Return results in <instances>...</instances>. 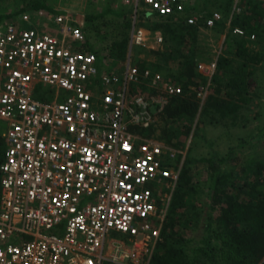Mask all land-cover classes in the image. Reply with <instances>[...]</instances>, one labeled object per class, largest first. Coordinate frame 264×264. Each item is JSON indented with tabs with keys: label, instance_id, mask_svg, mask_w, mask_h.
Here are the masks:
<instances>
[{
	"label": "built area",
	"instance_id": "built-area-1",
	"mask_svg": "<svg viewBox=\"0 0 264 264\" xmlns=\"http://www.w3.org/2000/svg\"><path fill=\"white\" fill-rule=\"evenodd\" d=\"M92 1L128 14L130 53L148 42L142 20H223L219 10L193 9L204 0ZM79 22L39 8L0 23V264H150L161 239L185 154L147 132L185 90L141 71L131 54L113 68L90 50ZM217 69L218 59L198 62L207 83L188 94L203 104Z\"/></svg>",
	"mask_w": 264,
	"mask_h": 264
},
{
	"label": "rangeland",
	"instance_id": "rangeland-1",
	"mask_svg": "<svg viewBox=\"0 0 264 264\" xmlns=\"http://www.w3.org/2000/svg\"><path fill=\"white\" fill-rule=\"evenodd\" d=\"M31 1L0 0V15H15L25 9L26 4ZM46 1L53 7L60 9L61 13L66 12L72 16L74 15V19L78 21H82L86 15H101L100 12L107 6L102 3L92 5L89 0ZM247 1L206 0L201 3L197 7V12L207 17L209 13L220 10L226 19V24L224 26L208 27L203 21L200 27L195 26L196 40L190 49L195 48L196 51L195 70L198 62L206 63L221 57H225L226 61L228 60L234 67L241 68L243 79H245L243 87L248 102L234 116H222L213 110L205 112L203 110L204 103H200L197 99L199 109L192 119L184 124L185 126L181 122L178 123L168 119V113L163 112L158 114L154 129L147 132L152 140L182 151L185 154V161H187L186 159H192L185 164L189 169L188 175L192 178L188 188H186L188 191L186 196L187 208L186 212L184 210L177 215L176 227L185 241V252L188 255L207 253L208 242L212 245L218 242L222 243V238L215 223L217 210L213 211L211 204V189L209 186L212 181L210 179L209 163L202 160V158H214L218 161V159L227 157V155L231 157L239 156L241 161L238 165H230L229 162L221 164V170L229 168L239 172L243 165L246 164L247 166L249 164L250 157L254 161L259 158V155H264V26L262 27L263 37L262 34L260 37L256 34V38L246 43L249 48L248 54L238 56L235 51L231 52L226 45V34L232 20L237 14L247 11ZM188 14L190 13H186V15ZM94 20L91 32H89V39L91 40L89 45H91V48L96 49L113 68L121 69L126 63L128 54H131L134 65L140 68V63L146 62L148 64L147 68L161 73L162 76L172 70L175 72L179 68L178 59L168 61L167 58V54L173 53L174 55L175 50L177 51V45L175 46L176 37L173 33L157 27V25L166 22L178 23L182 21L181 19L153 17L148 21L138 22L137 27L147 30L149 39L145 46L134 45L131 53L128 45L131 40L132 22L129 16L109 14L108 16L94 17ZM156 32L162 34V44H156ZM182 51L188 52L184 47ZM173 76L168 74V77L173 78ZM215 76L219 79L218 82H222L221 92L225 95L228 88L224 85L228 80L225 71L223 69L219 70V65ZM218 82L214 81L212 85L215 87ZM142 86L146 91V85ZM41 90L46 91L48 88L42 86ZM153 95L156 96L155 93ZM5 129L6 124L4 125L0 120V134ZM187 129H190L188 134L185 133ZM169 211L170 208L168 213ZM111 237L115 238L118 235L112 233Z\"/></svg>",
	"mask_w": 264,
	"mask_h": 264
},
{
	"label": "trees",
	"instance_id": "trees-1",
	"mask_svg": "<svg viewBox=\"0 0 264 264\" xmlns=\"http://www.w3.org/2000/svg\"><path fill=\"white\" fill-rule=\"evenodd\" d=\"M92 5L95 4L89 0ZM204 0L201 3H204ZM201 3H196L193 9ZM247 11L237 14L232 20L231 26L226 34V45L231 52H236L238 56H244L249 53L246 46L250 42L252 35L258 34L260 37L262 27L264 26V1L248 0L246 2ZM43 8L51 13H61L60 9L48 4L46 0H32L26 4L25 9ZM220 8V7H219ZM22 9L15 15L21 14ZM220 11V10H219ZM222 12V11H220ZM212 13V12H211ZM209 13V15L211 14ZM99 14L86 15L79 22L84 31L87 43H90L89 32L93 27L94 17L108 16L115 14L118 16L128 17L127 13L121 12L111 5H107ZM12 14H1L0 23L14 17ZM75 18V16L73 15ZM181 22L158 23L157 27L164 28L173 33L176 37L177 51L167 54L168 61L178 59L179 68L177 71L164 73L163 78L166 80L168 74H172L175 83L181 85L185 90L183 96L172 99L166 106L164 113H168V119L181 122H189L199 109V103L195 95H189L190 86L205 85L207 79L195 70L196 51L190 47L196 40L194 25L189 24L186 17H178ZM177 20V19H176ZM174 24H176L174 26ZM226 19L217 22L216 26H224ZM197 27V26H196ZM234 27H240L245 30V36H237L232 33ZM103 32V31H102ZM256 38V37H255ZM185 48L188 52L182 51ZM90 50H96L93 47ZM97 51V50H96ZM195 55V56H194ZM98 57L102 59L101 55ZM183 58V59H182ZM146 62L140 63L141 71L148 66ZM219 70L223 69L228 80L224 85L227 89L226 94H222V82H218L217 76L213 77L209 89V95L204 102L205 112L213 110L222 116H234L239 109L248 102L246 92L243 87L242 69L234 67L232 63L226 61L225 57L218 59ZM218 82L213 86V82ZM214 90V91H213ZM190 129L185 133L188 134ZM5 139L0 134V166L5 155ZM184 162L182 174L174 192L173 202L167 215L166 222L162 229L161 239L156 246V250L151 258L150 264H264V155H259L257 160L250 157L249 164L243 165L241 171L237 172L232 169L221 170V164L229 162L230 165H238L241 161L239 156L223 157L218 159L202 158L209 163L210 170V189L211 204L213 211L217 210L216 225L222 243L212 245L208 242L207 253L193 255L185 252L184 240L181 233L176 229L177 215L182 211L186 212L189 183L192 178L189 177V169L186 163L192 159H186ZM1 172H0V203H1ZM188 223V222H187Z\"/></svg>",
	"mask_w": 264,
	"mask_h": 264
},
{
	"label": "crops",
	"instance_id": "crops-1",
	"mask_svg": "<svg viewBox=\"0 0 264 264\" xmlns=\"http://www.w3.org/2000/svg\"><path fill=\"white\" fill-rule=\"evenodd\" d=\"M118 10H120V11H124V10H122V9H118ZM16 16V15H15ZM2 121V120H1ZM3 122V121H2ZM4 123V122H3ZM4 125H5V123H4ZM3 137V136H2Z\"/></svg>",
	"mask_w": 264,
	"mask_h": 264
}]
</instances>
